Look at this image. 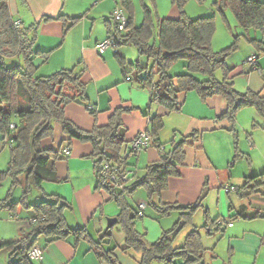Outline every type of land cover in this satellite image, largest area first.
Returning a JSON list of instances; mask_svg holds the SVG:
<instances>
[{
	"label": "trees",
	"instance_id": "16d2710c",
	"mask_svg": "<svg viewBox=\"0 0 264 264\" xmlns=\"http://www.w3.org/2000/svg\"><path fill=\"white\" fill-rule=\"evenodd\" d=\"M115 1L116 6L126 12L128 23L124 30H118L111 15V20L106 21V37L114 39V47L133 44L138 55L149 60V64L142 67L137 61L126 62L115 52L124 68V77L129 76V79L149 90V106L157 104L163 109L161 113L145 115L148 124L144 131L149 139L138 149L133 148L132 143L128 146L126 126L122 119L124 113L133 110L134 106L121 105L114 108L106 123H95L89 130L80 128L66 116L65 107L69 103L84 104L87 100L86 84L81 79V71L62 68L50 74L37 75L38 65L34 60L39 58L44 62L50 52L34 48L37 23L24 25L15 21L7 0H0V137L9 144V160L7 167L0 171V183L6 178L11 182L6 197L0 200V207L11 211H15L17 207L29 210L26 218L29 230L22 231L18 239L0 243L1 247L9 251L8 264H33L28 252L36 245L40 235L46 236L48 241L65 239L70 235L75 238L86 237L83 227L72 228L66 223L65 211L72 208L71 204L60 196L46 193L42 186L44 182L65 181L57 175L55 164L58 160L66 159L67 154H63L62 148L54 150L42 146L43 139L53 138L55 124H59L63 134L67 136V150L72 139L90 144L91 152L87 157L94 167V189L106 194L108 200L115 201L119 207L117 223L125 235V248L141 253L138 264H175V259H181L183 264H187L199 260L205 251L200 231L192 229L181 245L174 246V241L183 226L191 222L194 210L202 206V197L200 195L192 203L179 204L163 201L161 194L166 189L169 178L180 175V168L185 165V145L188 140L196 141L199 135L194 132L183 134L179 141L172 139L166 149L159 141L163 116L179 110L182 105L181 96L188 91L196 92L202 100L214 95L222 96L226 102V110L221 117L230 122H233L237 111L244 106H254L260 114H264V78L260 91L240 92L234 88L233 78L246 70H238L236 66H230L226 62V57L237 49L241 36L247 37L250 30H264V0L213 2L226 23L224 10L228 8L243 29L241 33L233 35L228 46L217 51L212 48L216 29L214 13L192 18L184 11L187 0H171L179 14L175 17H157L154 21L152 9L143 4V19L136 25L132 0ZM151 3L155 5V0H151ZM45 18L49 17H43ZM79 18L81 17L69 19L73 24ZM248 42L255 49L256 56L264 53V41L248 37ZM7 57H18L20 61L8 66L5 64ZM179 59L185 61L186 72L170 73L169 67ZM249 68L253 69L252 66ZM218 69L221 72L220 79L215 77ZM195 73H200L202 77H196ZM86 109L96 118L94 107L87 104ZM149 146L157 147L159 156L148 162L140 169L141 173H138L132 168L130 158ZM126 171L130 174L122 179ZM263 176L264 172L245 176L243 183L234 190L240 197L261 191ZM17 185L22 186L21 195L17 200L11 201V190ZM138 188L145 191L146 206L159 215L179 211V218L173 226L163 230L153 242H147L145 234L135 229L136 220L143 214H138V205L133 206L128 197ZM32 189L42 199L30 201ZM204 214L206 221L203 227L208 234L212 233L214 227L220 229L222 220L210 219L206 210ZM111 229L109 227L103 232L98 242L100 245L105 237H110ZM114 247L100 249L98 252L104 264H120L113 254Z\"/></svg>",
	"mask_w": 264,
	"mask_h": 264
},
{
	"label": "crops",
	"instance_id": "0c3cea01",
	"mask_svg": "<svg viewBox=\"0 0 264 264\" xmlns=\"http://www.w3.org/2000/svg\"><path fill=\"white\" fill-rule=\"evenodd\" d=\"M86 1L7 0L9 11L15 21H20L24 25L37 23L35 44H38V49L50 51L44 62H41L40 59L39 62H36L38 58L34 60L38 68L45 66L46 63L51 61L52 55L57 53L63 55V57L56 62L57 69L55 70L75 68L76 71H81V79L86 84L87 100L84 104L73 102L65 107L66 116L77 126L89 130L95 123L99 125L106 123L109 114L114 108L121 105L135 107L133 110L124 113L122 117L126 126V139L129 146L132 140L147 127L148 119L145 115L147 113L149 115L161 113L163 109L157 104L149 106V90L139 86L136 81L129 79V76L124 77V68L118 61L115 52L112 56L108 53V47L102 53H99L95 48L96 43L107 36L106 21L111 20L112 11L116 7L115 0H113V4L110 0H100L99 3L96 1L98 9H96L97 14L95 15H99L95 16L96 18L104 17V12L110 9L109 15L103 18L104 35L99 30L93 33V23L89 29H87V25L82 26L79 33L76 34V40L71 36V30L79 22L85 21L83 19L86 18V11H84L87 10ZM177 11V8L173 6L171 16L165 17H175L177 16ZM124 13L127 16L125 11ZM46 16L49 18L43 19ZM79 16L81 18L72 24L69 18ZM157 17L159 18L158 15H156ZM225 17L227 20L226 30L228 31V37L231 38L234 34L226 14ZM248 37L264 41V30L261 32L254 31L252 34L249 31L247 32V37L241 36L238 40V46L241 47L242 52L239 55L240 58H244V61L240 64L228 65L236 66L238 70H246V72L238 73L234 76L233 85L236 90L240 92L247 90L258 92L263 87L264 55H258V69L249 68L250 66L245 60L250 54H254L255 49L248 42ZM66 42H71L73 50L70 48L69 50L65 49V52L63 51ZM117 54L120 55L122 53L117 52ZM120 56L126 62H133L127 60L123 54ZM137 58L140 66H147L149 60L145 56L138 55ZM127 66L125 67L126 69ZM52 68L50 67V70ZM181 97L182 105L180 109L163 116V127L159 133V141L165 146L166 143L170 144L177 132L181 135L190 132L198 134L199 138L196 141L189 139L185 145V157L192 155L195 160L185 163L184 159L185 165L180 168V175L169 178L168 185L162 192L161 198L167 202L188 204L196 201L198 196L202 194L201 190L204 183L213 184L212 182H215L213 178L219 175V170L214 165L211 157L202 150V137L205 134L202 132L221 129L226 127V125H231L234 130L236 119L234 118L233 122H230L227 118L221 117V114L226 110V102L220 95H214L202 100L196 92L188 91ZM87 104L94 107L97 112L96 118L92 117L86 109ZM258 115L263 119L261 124L264 126V114L262 115L258 112ZM165 127H169V133L171 136L173 135L172 138H165ZM67 142V136L63 134L62 127L59 124H55L53 138L43 139L42 146L54 150L62 148L63 151ZM6 144L0 137V171L7 167L9 160V151ZM250 146L251 153L253 150H257L258 154L260 152L263 155V160L262 162L260 161L262 166L256 165L252 167L249 165L248 174L243 173L242 175L243 181L245 176L264 172V147H258L253 137ZM90 152V144L72 139L66 159L58 160L55 164L57 175L60 178H64L65 181L62 183L44 182L42 184L46 193L60 196L71 204L72 208L65 211L66 223L72 228L83 227L86 237L75 238L70 235L65 239L48 241L46 236L40 235L43 236L42 240L38 236L36 245L40 247L42 256L40 259H32L33 264H104L98 252L100 249L110 247L113 240L116 243L113 254L120 264H138L141 253L125 248V235L117 223V219L111 226L110 240L105 238V241H101V245L98 243L103 232L107 229V217L117 218L120 209L115 201L108 200L106 194L94 189V167L92 161L87 157ZM158 156L159 149L149 146L139 150L137 155L131 156L130 162L133 164L132 168L141 173L140 169L148 162L157 159ZM248 158L249 162H251V155H248ZM7 179L9 178L4 179L0 183V200L6 197L11 187L10 179L9 182ZM241 184H224L225 188L223 190L226 194L221 205H225L229 213H224L220 207L219 215L214 218L222 220V224L220 229L215 227L212 229V233L213 230L220 231L221 235L217 238V243L211 244L213 241L205 240L206 238L204 239L203 234L200 232L205 251L199 260L187 264H264V185L261 186V191L253 192L247 197H240L234 188ZM17 188H19L18 191L16 190ZM15 190L17 191L16 194ZM21 191V185L13 187L10 195L11 201L17 200L13 199V196L15 195V197L19 198ZM34 191L36 192L35 199L32 202L42 199L41 195L36 190ZM231 191L240 199L236 205L229 197ZM142 196V194L139 195L140 198ZM142 199L138 203L145 202ZM28 216L29 210L23 207H17L15 211L0 207V243L18 239L22 231H28L29 225L26 222ZM208 216L213 219L209 213ZM165 217L167 216L159 215L148 206L144 208V213L140 219L144 221L147 228L148 238L145 239L147 242L155 241L163 230L171 228L177 221L173 219L170 221L165 220L167 219ZM203 219L202 230H205L203 227L206 221L204 213ZM24 224L27 226L26 229ZM212 233L208 234L207 230H205L206 235H212ZM108 243L109 246L107 245ZM9 258V251L0 246V264H8ZM174 262L175 264H183L181 259H175Z\"/></svg>",
	"mask_w": 264,
	"mask_h": 264
},
{
	"label": "rangeland",
	"instance_id": "374dc122",
	"mask_svg": "<svg viewBox=\"0 0 264 264\" xmlns=\"http://www.w3.org/2000/svg\"><path fill=\"white\" fill-rule=\"evenodd\" d=\"M95 1V2H94ZM99 3L100 0H87L86 1V15L83 20L79 22L77 26H75L71 32V36L74 37V40H76V34L79 33L80 29L82 26H88L87 29L90 28L91 24L94 23L93 26V33H96L98 30L101 31L102 35H104L105 30H104V25H103V18L105 16L109 15V10H106L105 16L102 18L95 17L99 15L97 14L96 9H98L97 2ZM110 2L113 4V0H110ZM134 7H135V23L139 24L142 22L143 19V4H147L151 9H152V15L154 21L156 20V15L159 17H165V16H171V12L173 9V6L176 7L174 4H172L171 0H155V6L154 4L151 3V0H132ZM214 0H187L186 5H185V13L189 17H198V16H207V15H212L213 13L216 14L215 16V23H216V30H215V35H214V41L212 47L214 50H220L226 46H228L232 40L233 37L231 38L228 37V31L226 22L225 20L219 15L218 11L215 9V5L213 4ZM154 9V10H153ZM224 13L227 16V19L230 22L231 25V30L232 33L235 34L237 32H242L243 29L237 24L233 14L231 11L227 8L224 10ZM178 11L176 12V15H178ZM257 31L261 32L260 30H250V33ZM252 36V35H251ZM155 38V36H154ZM104 39V38H103ZM101 39V40H103ZM100 40V41H101ZM153 40V38H152ZM71 43V42H70ZM69 42L64 44V52L65 49L73 50L71 44ZM241 43V42H240ZM242 44V43H241ZM38 44L34 45V48L37 49ZM241 46V45H240ZM122 53L125 55L126 59L129 61H138V53L133 44H122L117 47L114 46H109L108 47V53H110L113 56L114 52ZM241 47L238 46V48L230 53L226 57V62L227 64H234V63H242L244 61V58H240L239 53H241ZM120 54V55H122ZM259 55H264L263 53ZM53 57L51 58V61L46 63L45 66H40L38 70L36 71L37 75H46L50 74L57 69L56 62L60 61L62 59L63 55L61 54H53ZM103 57H105L104 54H102ZM114 61L115 58L113 57ZM20 59L18 57H7L5 58V64L6 65H13L17 62H19ZM36 62H39V58L36 59ZM184 60L179 59L178 61L174 62L168 69L170 73H183L186 72V68L184 66ZM66 63V62H65ZM76 63V62H75ZM149 64V62H147ZM246 64V63H244ZM70 65V63H69ZM50 67L52 68L50 70ZM72 67V66H70ZM196 77L201 78L202 75L200 73H195L194 74ZM215 77L220 79L221 78V72L220 69L215 71ZM254 113V114H253ZM235 124H234V130H232L231 125H226V127L221 128V129H216V130H211L207 132H202L205 133L204 136L202 137V150L205 151L212 159L214 165L217 166L219 172L213 180L215 182H212L213 184L209 183H204L202 187V206L198 207L197 209L194 210L192 217H191V222L185 224L183 228L179 231L175 241H174V246L181 245V241L184 240L186 234L190 232L194 228H198L200 230L201 234H203V237L205 240H208L209 242L212 243H217V238L221 235L220 231H215L213 230L212 235H206L205 230H202V224H203V213L204 210L207 211L212 217L214 218L219 215L220 213V207L223 210L224 213H229L228 208L225 207V205H221L224 202V196H225V191L223 190L225 188L224 184H234L238 185L241 184L243 181L242 175L243 173L248 174V168L249 165L252 167L254 166H262L261 162L263 160V155L259 154L256 152L257 150H253L252 153L250 152L251 150V144H252V137L255 139L256 144L258 147H264V126L261 124L262 123V118L259 117L258 112L254 106H244L240 108L236 115H235ZM223 123V122H222ZM165 138L169 139L172 138L173 135L169 133V127H165ZM174 134V133H173ZM181 138V134L177 132L174 135V139L176 141H179ZM9 144H6V147L9 148ZM165 148H169V143L165 144ZM248 155H251L252 161L249 162ZM9 159V158H8ZM195 160L192 155H189L185 157V163L188 161ZM198 160V159H197ZM261 161V162H260ZM197 163H199L197 161ZM254 163V165H252ZM244 174V175H246ZM220 176V177H219ZM222 176V177H221ZM221 178V179H220ZM9 182V179H7ZM216 183V184H215ZM17 191L19 188L16 189ZM15 190V194L17 191ZM35 191L32 189V192L29 195V200L33 201L34 200V195ZM143 195L141 198H143V201H146V195L145 191L141 188H139L137 191H134L131 196L128 197L129 202L133 205L136 206L138 201L141 199L139 195ZM199 197V196H198ZM230 199H232V202L235 203V205L238 203L240 200L235 193L232 191L230 192ZM13 199H17V196H13ZM145 203V202H144ZM146 204V203H145ZM167 219L165 220H171L173 219L176 221L179 218V211H173V213L166 215ZM227 216V215H225ZM201 218V219H200ZM25 229L27 226L24 224ZM135 229L140 232L145 234V239L148 238V232L147 228L144 224V221L140 218H138L135 222ZM43 236H40V239L42 240ZM106 238V237H105ZM110 240L111 237H107L106 239ZM105 241V239H104ZM219 243V242H218ZM109 246V243L107 244ZM116 243L113 240L112 245L110 246H115ZM154 264H165V263H154Z\"/></svg>",
	"mask_w": 264,
	"mask_h": 264
},
{
	"label": "built area",
	"instance_id": "2783aa9c",
	"mask_svg": "<svg viewBox=\"0 0 264 264\" xmlns=\"http://www.w3.org/2000/svg\"><path fill=\"white\" fill-rule=\"evenodd\" d=\"M112 17L116 22V26L118 28V30H124L125 26L128 23V18L125 15L124 11L122 8L116 6L113 11H112ZM115 46V42L113 38H104L103 40L99 41L96 43L95 48L97 49V51L99 53L104 52V50L109 47V46ZM257 58L258 56H256L255 54H250L245 62L248 63L250 66H252L253 69H258L257 66ZM13 124L10 125V127H12ZM149 137L147 136L145 131L140 132L132 141L131 146L135 149H138L141 145H143L146 141H148ZM63 154H67L68 150L67 148L63 149ZM128 174H130L129 171H126L123 175H122V179H126ZM263 180H264V176H263ZM146 207V204L144 202H140L138 203V214L142 215L144 208ZM231 225V223H229ZM41 249L38 245H33L32 248L30 249V251L28 252V256L30 259H40L42 254H41Z\"/></svg>",
	"mask_w": 264,
	"mask_h": 264
},
{
	"label": "water",
	"instance_id": "95a60500",
	"mask_svg": "<svg viewBox=\"0 0 264 264\" xmlns=\"http://www.w3.org/2000/svg\"><path fill=\"white\" fill-rule=\"evenodd\" d=\"M116 219V217H107L106 228L111 227L115 223Z\"/></svg>",
	"mask_w": 264,
	"mask_h": 264
}]
</instances>
